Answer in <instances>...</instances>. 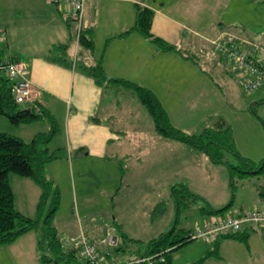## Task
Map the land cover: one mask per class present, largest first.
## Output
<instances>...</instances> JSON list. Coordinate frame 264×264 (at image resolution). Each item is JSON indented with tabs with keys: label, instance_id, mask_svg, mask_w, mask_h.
Segmentation results:
<instances>
[{
	"label": "crops",
	"instance_id": "crops-1",
	"mask_svg": "<svg viewBox=\"0 0 264 264\" xmlns=\"http://www.w3.org/2000/svg\"><path fill=\"white\" fill-rule=\"evenodd\" d=\"M195 1L186 0L188 12H193ZM3 3L6 9L4 16H0V27L6 31V41L0 44V56L21 60L27 66L28 79L32 86L40 91L45 112L57 125V131L48 144V149L54 154L55 159L46 166L44 174L56 185L60 184L57 181L60 177L67 182L71 176L70 185L74 188L73 193L75 192L72 203L76 211L77 230L75 228L76 232L74 229L71 232L67 225L60 227L57 212L53 220L58 238L63 246L69 247V239L81 233L88 236L84 233L85 228L82 224V219L87 217L86 209L81 208L80 211V208L76 207L74 173L80 177L87 172L97 174L93 176V183L100 177L101 180L95 185L100 191L106 192L107 179L96 163L105 167L107 164H114L115 170L120 172L121 184L114 197L115 203L117 202V206L118 203H123L126 207L127 195L135 190L134 176L138 172L147 173V161L153 151L151 138L146 139L142 136L143 133L139 134L140 129L143 130V121L147 112L141 108L139 101L141 107L137 103L135 93L128 92L127 88L116 83L105 82L98 85L94 79L82 72L77 64L94 66L100 63L107 79L125 80L150 90L159 100L171 124L180 130L189 129L190 127L178 125L179 121L176 119L177 123H174L171 116L174 118L173 114L180 113L181 117H184L188 116L185 113L202 112L200 119L213 114V119L217 122L216 118L220 114L216 112L219 110L218 104L222 103L219 101L223 96H219V90L222 88L216 82H221L220 79H225L228 73L220 68L222 59L218 55L217 57L210 55L213 53L210 52L211 41L226 33L246 39L242 31L244 24L248 22L236 17L230 20L220 19L219 16L224 15L225 10L219 12L218 8L223 5L229 6L224 0H203L206 29L200 27V23L197 24V28L192 27L174 16V13L181 8L179 0H86L82 28L91 31L94 47L89 51L80 46L77 26L69 18V9L66 5L56 6L46 0H3ZM138 6L153 11L150 33L153 37L173 46L175 51H162L158 47L154 50L149 39L136 31H131L136 21ZM205 11L208 13L205 14ZM211 17L213 18L209 19ZM123 33L126 34L122 36ZM61 46L65 47L64 53L58 49ZM207 50L208 56H206ZM181 51L187 52L191 57ZM164 53H173V59H176L179 68L170 69L168 57L164 56ZM56 57L66 59L71 65L64 66L54 62L52 59ZM198 58L205 59L202 64L209 65V71L216 75L215 79L196 65ZM187 64H191L194 68ZM191 82L193 85H190ZM209 85H211L212 101L209 98ZM154 88L165 94L162 95L164 97L162 100ZM200 93L203 94V98L198 96ZM211 103L212 108L215 107L213 111L205 109L209 108L208 104ZM171 105L176 110L172 111ZM138 112L140 116H137ZM140 118L141 122H138ZM38 124L41 125V131L38 133L49 130L50 125L46 119L27 125ZM36 134L37 131H34L33 137ZM239 154L255 163L245 154ZM228 156L230 157V154L225 156L227 163ZM257 160L262 162L263 158ZM132 173H135L134 176H131ZM254 174L258 173L250 175ZM19 181L26 191L29 189L32 197L28 191L20 199L14 196L15 208L23 215L34 218L40 189L32 181L26 182L24 179ZM144 182L146 184L147 178ZM81 186L79 195L84 199L85 192H82ZM256 187L254 196L249 197V202L241 206H237V192H233V201L227 208L231 210L229 214L241 216L247 210L260 207V196L264 193V185ZM139 191L146 193L145 189ZM27 198H30L29 202ZM141 202L144 205L140 209L135 200L134 208L128 211L127 217L123 213H118L111 218L112 223L100 237L90 238L102 239L114 229L120 239L118 247H122L115 257L121 262H126L125 258L128 256L126 254L129 252L135 258L138 257L141 249L137 248V245L145 247L149 241L157 238L152 237V227L156 219L152 217L153 203L147 205L146 200ZM28 206L33 209L31 215L22 211ZM112 207L115 209L114 205ZM209 217L205 215L206 219ZM125 219L128 228L125 227ZM191 229L193 228L182 231ZM244 231L247 236L245 242L235 238L220 237L216 248L217 258L226 264H264V234L251 229ZM159 232L157 236L164 234L161 230ZM37 240L36 232H28L12 244L0 247V254L12 250L14 252L17 247V252L26 254L30 264H42L38 258ZM125 240L128 242H124ZM100 251L104 255L109 253V249ZM13 257L15 258V255ZM13 257L10 261L16 264V259ZM0 264H4L2 260ZM20 264H22L21 260Z\"/></svg>",
	"mask_w": 264,
	"mask_h": 264
},
{
	"label": "rangeland",
	"instance_id": "rangeland-1",
	"mask_svg": "<svg viewBox=\"0 0 264 264\" xmlns=\"http://www.w3.org/2000/svg\"><path fill=\"white\" fill-rule=\"evenodd\" d=\"M224 1L225 3H229V6L225 7L223 5V7L221 6L218 8L219 12H223L225 10L223 13L224 15L219 16L220 19L223 18L225 20H230L236 17L242 19L243 22H248L247 24H244V30L242 31L243 37L246 39H239L247 43L249 40L250 42L257 44L259 47H262L261 49L264 51V0ZM193 3V12H188L186 0H179L181 8L178 12L174 13V16L189 23L192 27L197 28L198 23H200V27H205L203 0H196ZM243 3H245V5ZM4 5L3 0H0V16H4L6 9V6ZM207 13L208 12L205 11V14ZM212 18L213 17L209 19ZM204 32L206 33V30H204ZM259 42L260 44H258ZM152 46L154 50L157 49L153 43ZM210 52H213L210 54L212 56L217 55L214 50H210ZM181 53L191 57L187 52L181 51ZM164 56L168 57V67L170 69L179 68L176 63V59H173V53H164ZM206 56H208V50ZM201 57L203 58V56ZM202 58H198L196 65H199L204 72H207L210 74L212 79H215V73L209 71V65L202 64L205 60ZM220 58L222 59V66L220 68L224 69L229 75L225 74L227 77L223 79L224 81L220 79L221 82H216L222 88V90L218 89L221 94H219V96H223L222 99H220L221 101H219L222 103L218 104L219 110L217 109L218 111L216 113L220 112L218 118L221 117L220 119H223L225 124H227L226 126L232 130V139L235 144L236 152L245 154L246 157L254 160L256 163H254V170H256V168H259L261 164V162H258L257 159L260 160L263 158L264 160V127L262 126V122L264 121V86L261 87V89L251 92L250 95L246 94L242 86L243 75L236 72L230 63L224 61L223 57ZM187 65L190 66L191 64ZM190 67L194 68L192 65ZM190 85H193V83L191 82ZM209 86V98L212 101L211 85ZM154 90H156V93L162 100L165 94H163L159 89L157 90V88H154ZM127 91L134 93L131 89H128ZM198 96L203 98V94L201 93ZM219 102L217 101V103ZM208 106L209 108L205 109L213 111L215 108H212V103L208 104ZM141 108L145 110L143 107ZM171 110L174 111L176 108L171 105ZM185 114L188 116L181 117L180 113L173 114L174 118L171 116L174 123H177L176 120H178V125H182L187 128L190 127V131H187L189 129L181 128L180 126L181 130L189 134L197 135L205 128L214 129L212 126H214L216 121L213 119V114L208 117H202L201 119L200 115L202 112ZM137 116H140L139 112ZM218 118H216V120H219ZM138 122H141V118ZM40 129V124L35 126H29L27 124L15 126L7 117L0 115V131L15 135L25 142H29L33 137L34 131H37L38 133V131H41ZM140 131L141 133L139 134L141 135L143 133L142 136L146 139L151 138L153 151L151 152V158L149 157L147 161V173L141 174L138 172L135 176V173L131 174V176L136 177L134 178L135 184L133 185L135 190H132L130 195H127L128 204L126 207L123 203H118V206L117 202L115 203L114 197L116 196L118 186L121 187V184L119 181L120 172L119 170H115L114 164H107L105 167L96 163L99 169H102V173H104V176L107 179L105 186L106 192L100 191V188L95 185L96 182L101 180L100 177H98V179L93 183V176H96L97 174L93 175L90 172H87L86 174H82V177H80L77 173H74L73 184L75 183L74 187L77 195V203H75L76 207L78 209L80 208V211L81 208L86 209L87 217L82 219V224L85 228L84 233H86L89 238L100 237L104 231L109 228V224L112 223L113 220H111V218L118 215V213H123V215L127 217L129 215L127 214L128 211H131L134 208L135 200L138 202L137 207L139 209L142 205H144L143 202H141L142 200H146L147 205L149 203H153V213L155 212L157 214L160 208L163 209L162 214H159L158 216H155L156 214L154 215V219H156L152 227V237L155 238L158 237V233L160 234V230L163 231V233H166L174 226L177 231L182 229L184 230L186 228H194L196 225H200L201 223L207 221L202 209L209 207L216 210L220 209V207L224 208L229 206L232 203L231 201H233V192L235 191L237 192V206H241L243 203H248V198L253 197L256 193V186L264 185V175L262 174H254L253 176L244 175L240 177L239 173L235 169H229L227 165L224 166L222 164L217 165V163H213L204 153H193L189 147L183 144L160 137L155 132L153 122L148 114L146 115V119L143 121V130L140 129ZM227 160L228 164L234 167L240 165L232 155H230V157L228 156ZM246 169L248 168L242 166L238 170L242 171ZM60 178L57 180L60 183L59 185L53 184L54 186H57L60 193V203L57 211L59 226L64 227L67 225L68 230L73 232L72 229L75 230L76 228L77 230L76 211L75 206H73L72 203V198L75 192L73 193L74 188L70 185L71 176L67 182L64 178ZM145 178H147L146 184L144 182ZM23 179L26 182H31L29 179L19 177L13 173L9 175V181L13 194L18 199H20V197L27 191L29 192V189L26 191L19 181ZM181 185H185L189 190L188 192L194 196H198L199 199H194L189 196V194L183 190ZM80 186L82 192H85L83 194L84 199H81L79 195ZM144 186V189L146 190L145 194L144 192L142 193L139 191L144 190L141 189ZM173 187L175 188V193L177 194L179 201H176V199L172 196ZM35 188V190L38 191L37 187ZM29 194L30 197H32V193L29 192ZM124 196L125 195H123V197ZM241 198H243V200ZM29 200L30 198H27L28 202ZM113 205L115 206V209H113ZM157 205L159 208H156ZM22 211H25L30 215L33 214V209L29 206L24 208V210L22 209ZM224 212L225 214H229L231 210L225 209ZM124 221L125 227L128 228L127 220L125 219ZM188 242L189 243L179 247L172 253V255H174L172 260L173 264H191L194 261L205 257L207 252H213L215 250L211 244H206L201 240H189ZM137 248L141 249L139 251L140 253L145 250V247H142L141 245H137ZM17 249L18 248L16 247L14 252H12V250L11 252L0 254V262L2 260L4 264L7 262L8 264H15L13 261H10L15 255V258H13L16 259V264H20V260L22 264H30L27 260L26 254H19ZM126 255H128L125 258L126 262L132 261L135 258V256L131 255L130 252ZM202 264L226 263L219 260L216 256H209L204 259Z\"/></svg>",
	"mask_w": 264,
	"mask_h": 264
},
{
	"label": "trees",
	"instance_id": "trees-1",
	"mask_svg": "<svg viewBox=\"0 0 264 264\" xmlns=\"http://www.w3.org/2000/svg\"><path fill=\"white\" fill-rule=\"evenodd\" d=\"M152 15V10L138 6L136 21L131 31H136L138 34L149 39L162 51H175L173 46L153 37L150 33ZM125 34L123 33L122 36ZM78 39L82 48L89 51L93 50L94 43L90 30L82 28ZM58 49L63 51V53L66 51L63 46ZM52 60L64 66L71 65L66 59L61 57H56ZM77 65L82 72L94 79L98 85L110 82L133 90L139 103L150 116L155 132L160 137L183 144L189 147L194 153H204L213 163L227 165L229 169H235L240 177L253 173L264 175V160L261 162L260 167L254 170L255 164L236 152L232 139V130L226 126L223 119L219 118L215 125L212 126L214 129L205 128L197 135L186 133L171 124L159 100L150 90L125 80L107 79L100 63L94 66H86L82 63H78ZM11 87V81L0 72V115L7 117L15 126L31 124L43 119H46L50 126L47 132L37 133L29 142H25L15 135L0 131V247L12 244L28 232H36L38 235L37 252L40 263L85 264L79 256L78 249H75L70 243L68 244L69 247L63 246L53 225L55 214L59 209L60 193L58 188L46 178L44 170L55 159L54 154L50 153L48 149V144L53 134L57 131V125L45 112L44 105L37 104L39 110H36L31 105H19L15 103ZM262 126L264 127V121L262 122ZM229 154L235 157L236 161L240 164L239 166L234 167L226 162L225 156ZM242 166L248 169L238 170ZM12 173L19 177L29 179L40 189V196L36 205V215L34 218L23 215L15 208L14 194L9 181V175ZM181 187L189 196L194 199H199L198 196L190 194L185 185H181ZM172 196L176 201H179L174 187L172 188ZM156 208H159V206L157 205ZM227 208L228 206L214 210L207 207L202 209V212L211 218L222 215ZM162 213V208L158 210L157 214L152 211V217L154 218L155 214V216H158ZM188 231H177L174 226L169 232L161 234L157 238L149 241L145 246L144 252L138 253V255L142 257L150 256L160 251L168 250L163 254L164 261L154 264H173L172 253L179 247L189 243L184 237ZM220 237L222 239L224 237L235 238L240 242H245L247 238L245 231L223 234ZM218 241L211 244L215 248L213 252H207L205 257L191 264H202L204 259L209 256L218 257L216 249ZM124 242L128 241L125 240ZM121 249L122 247L110 248L109 253L105 255L101 251L99 253L105 262L114 261L121 263L115 257Z\"/></svg>",
	"mask_w": 264,
	"mask_h": 264
},
{
	"label": "built area",
	"instance_id": "built-area-1",
	"mask_svg": "<svg viewBox=\"0 0 264 264\" xmlns=\"http://www.w3.org/2000/svg\"><path fill=\"white\" fill-rule=\"evenodd\" d=\"M50 4L66 5L69 9V18L77 26V36L83 25L86 0H46ZM6 41V31L0 27V44ZM211 50L224 61L230 63L236 72L243 75L244 92L250 95L264 86V54L262 47L250 41L245 42L232 34H224L211 41ZM0 72L12 83L11 92L15 103L31 105L39 110L44 105L41 93L34 88L27 77V66L18 59L0 56ZM260 207L247 210L241 216L222 214L211 217L207 221L196 225L185 234L186 240H201L206 244H214L223 234H233L251 229L264 234V193L260 196ZM68 242L78 249L79 256L85 264H154L164 261L163 254L168 250L160 251L150 256H138L129 262L117 263L104 261L100 255L101 249L116 248L120 239L115 230L111 229L102 239L92 240L85 234L71 238Z\"/></svg>",
	"mask_w": 264,
	"mask_h": 264
}]
</instances>
